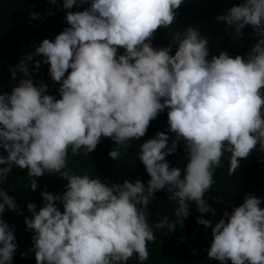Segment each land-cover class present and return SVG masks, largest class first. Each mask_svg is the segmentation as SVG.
Returning a JSON list of instances; mask_svg holds the SVG:
<instances>
[{
	"label": "clouds",
	"instance_id": "obj_1",
	"mask_svg": "<svg viewBox=\"0 0 264 264\" xmlns=\"http://www.w3.org/2000/svg\"><path fill=\"white\" fill-rule=\"evenodd\" d=\"M52 4L56 0H50ZM89 0H79L88 3ZM184 0H90L83 11L66 13V27L54 40L40 41L9 68L29 77L28 63L49 65V75L59 83V99L44 94L46 85L20 79L10 93L0 92V184L13 165L27 170L30 190L35 177L58 174L67 180L66 191H42L44 205L35 211L29 203L36 264H127L134 255L148 259L155 233L147 207L154 193L167 188L176 201V220L167 217L155 228L174 230L188 216L189 203L203 214L215 211L205 202L215 169L225 153L229 175L234 174L259 146L264 152V0H244L216 17L242 35L250 25L259 37L246 56L226 52L209 57V40L195 27L175 31L172 45L152 46L160 28H169ZM77 0H63L71 9ZM33 19L36 13H30ZM118 49H123L122 55ZM69 69L71 71H69ZM67 77L65 78V74ZM168 109V132H157L139 145L138 159L150 177L145 184L124 180L102 182L88 174H73L68 154L95 150L101 138L116 147L108 152L119 160L121 149L146 134L150 122ZM183 140L187 164L170 167L165 159ZM63 205L59 211L55 202ZM221 202V201H217ZM261 199L248 194L243 203L227 211L212 227L207 257L225 264H264V208ZM17 211L15 199L0 188V214ZM205 227L212 221L197 218ZM17 245L13 230L0 219V264H11ZM23 255V254H22Z\"/></svg>",
	"mask_w": 264,
	"mask_h": 264
},
{
	"label": "trees",
	"instance_id": "obj_2",
	"mask_svg": "<svg viewBox=\"0 0 264 264\" xmlns=\"http://www.w3.org/2000/svg\"><path fill=\"white\" fill-rule=\"evenodd\" d=\"M244 0H184V3L176 11V20L169 28L158 29L152 38L154 48L168 47L172 45L170 54L174 55L176 46L172 42V34L175 31H185L188 27H195L201 35L209 40V57L226 52L229 56H246L250 48L259 39L254 34L255 30L246 25L241 29L242 35H237L233 28L218 22L216 17L226 14L233 7L242 4ZM63 0H56L52 4L50 0H0V92L10 93L11 88L17 86L20 79L29 78L34 85L39 87L41 83L46 85L44 94L52 95L59 99V83L53 82L49 75V65L43 63V56H35V61H41L39 68L32 61L28 63L30 76L23 73L17 74V79H11L10 67L18 64L19 60L27 53H33L35 46L47 38L54 40L69 25L66 22V13L69 11H83L90 7L88 3H79L71 9L63 8ZM36 13L33 19L30 13ZM123 49H118L122 55ZM69 71H71L69 69ZM67 73L65 74V78ZM167 112L165 109L156 119L150 122L146 134L129 142L127 150L119 160H112L108 152L116 147L110 138H101L94 151L88 156L81 149L80 154H68V168L73 174H88L99 178L102 182L122 184L124 180L135 182L139 179L147 187L150 179L142 163L139 162V145L154 137L157 132H165L169 136L168 145L171 146L175 139L174 134L168 132ZM229 155L225 153L220 167L215 169L212 188L205 194V202L215 211L201 214L194 203H189L188 216L183 224L176 223L174 230L169 231L155 228V223L163 220H176L175 210L178 207L176 201L168 199L167 188L154 193V199L149 201L147 207L148 220L155 233V242L149 243L148 259L142 264H220L219 261L209 259L207 250L212 240V227L223 217L227 211L231 214L234 207L243 203L245 195L251 194L261 199L260 207L264 208V152L257 146L253 153L242 160L237 171L229 175ZM0 156L7 153L0 148ZM165 159L170 167L178 166L183 169L186 166L187 154L184 141H178L175 153L167 155ZM7 165H0L6 167ZM31 179L27 176L26 169H20L13 165V170L6 180L0 184L6 193L13 197L17 203V211L5 208L2 219L13 230L17 245L11 264H36L35 253L30 251L33 246L32 230L26 229L25 217L31 218L32 214L27 210L29 203L34 204L35 211H39L44 205L40 193L46 191L53 195H62L66 191L67 180L58 174L45 173L41 177H35L37 188L30 190ZM221 202H217V201ZM59 211L63 212V205L55 202ZM197 218L210 220L212 225L205 227L197 223ZM23 254V255H22ZM127 264H141L134 255ZM225 264H231L226 261Z\"/></svg>",
	"mask_w": 264,
	"mask_h": 264
}]
</instances>
